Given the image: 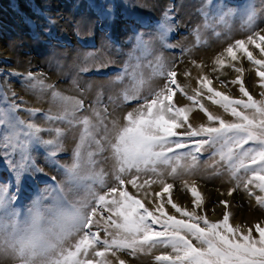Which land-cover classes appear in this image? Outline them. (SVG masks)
<instances>
[{"label":"snow or ice","instance_id":"1","mask_svg":"<svg viewBox=\"0 0 264 264\" xmlns=\"http://www.w3.org/2000/svg\"><path fill=\"white\" fill-rule=\"evenodd\" d=\"M204 7L200 11L207 16L209 13L204 11ZM214 8L221 21L236 14V10L227 3L217 4ZM98 14L110 24L115 20L113 5L101 9ZM175 15V5L165 9L163 23L160 25L161 39L173 29ZM256 19L254 6L247 5L243 10L242 20L250 34L246 39H238L224 49L214 62L218 68L214 66L212 69L215 72L225 67L233 68L238 75L229 83L238 85L239 92L247 99H233L210 87L211 82L207 76H202L198 81L200 87L209 94L207 98L213 104L221 106L237 122H227L213 115L203 104H199L195 96H188L194 104H199L200 111L207 116L209 122L208 125L193 126L189 121L188 108L173 104V85L176 90L183 91L178 84L176 71L172 68L166 69L161 62L162 58L157 57L152 77H163V85L158 90H152L147 97L130 95L125 89V101L143 99L144 103L124 117L127 121L125 125L112 122L115 135L110 143L116 161L113 172L116 182L109 185L103 170L81 175V145L78 144L73 152V164L59 165L65 169L66 179L56 185L54 190L57 194L51 197L52 205L41 207V201H37L20 221L15 219L18 215L15 211L8 213L12 219L7 223L0 218V254H8L18 259L19 264H98L95 258L106 257L110 250L113 256L117 251L125 250H129L130 255H135L138 249L154 248L157 244H163L166 248H171L172 254L158 255L155 260L166 264H264V222L254 225L258 238L253 235L252 229L241 232L239 225L233 227L229 224L231 213L228 211L227 201L220 202L225 206V212L223 218L214 223L206 216L179 207L169 197L167 203L184 218L177 219L176 216L166 213L162 204L155 209V212H159L157 216L125 188V185L131 184L133 188L142 189L149 183H155L156 181L149 180L140 183L139 174L148 171L156 173L158 165L169 163L168 153H172L174 149H185L191 142L196 153L204 151L205 145L217 148L213 155L219 156L226 165L230 178L237 181L236 189L242 186L252 195L249 185L254 184L255 188L264 193V99L257 101L253 98L242 78L245 69L231 63L239 59L237 52L242 53L256 67L255 76L260 80L259 87L264 88V59H257L249 49L251 45L264 56V29L255 30ZM48 23L55 24V21L49 19ZM203 27H207V24ZM193 31L199 39L200 29ZM45 32L51 34L49 29H45ZM136 40L138 47L147 50V42L143 40L142 34L136 33ZM149 67H152L151 62ZM140 68L139 63L133 65L126 62L115 80L121 81L127 75L136 84L143 85L145 80L138 71ZM81 71H87V68H82ZM8 75L19 78L25 87L35 88L37 77L30 72L24 75L13 71ZM38 82L43 91V82ZM220 83L224 85L225 82L221 80ZM47 89L51 90L52 102L60 111L53 114L49 109L43 114V120L48 123L60 121L67 122L70 126H80L81 142L86 139L95 140L94 131L104 122L105 116L93 109L97 123H93L88 116L77 117L76 112L84 107L81 100L64 96L51 85ZM200 94L198 89L197 95ZM261 95L264 96V93ZM2 98L5 102L9 100L6 94H2ZM19 110L20 105L15 100L7 103V107L0 108V125L4 126V131L0 133V160L11 165L17 186L26 176L43 171L33 162L32 149L35 146L43 147L47 159L55 164L65 135L60 127L44 128L34 119H20L17 115ZM248 110L252 111L249 113ZM25 111L30 118H34L39 110L27 108ZM213 124L218 126H211ZM104 131L107 133L109 130L105 127ZM44 132L49 133L52 138L44 140L41 135ZM95 142L97 145L101 143L100 140ZM89 158L91 163H95L94 153H89ZM192 159L195 160V156ZM241 172L245 176L251 173L252 176L242 178ZM161 183L163 193H170L173 184L163 181ZM96 185L106 191H98ZM234 190H230L229 195ZM6 191L7 185H0V207L8 203L3 195ZM188 191L193 197L194 205L199 207L202 199L200 192L195 186L188 188ZM155 196L160 197L161 192H156ZM256 202L259 207L264 208V196H257ZM156 224L163 230H153L151 225ZM93 228L97 231H93ZM72 237L78 239L71 248H65L66 241ZM193 241L200 246H194ZM99 264L110 262L105 258ZM116 264H125V261L117 260Z\"/></svg>","mask_w":264,"mask_h":264},{"label":"rangeland","instance_id":"2","mask_svg":"<svg viewBox=\"0 0 264 264\" xmlns=\"http://www.w3.org/2000/svg\"><path fill=\"white\" fill-rule=\"evenodd\" d=\"M43 1L44 0H0V31L2 32V29H6L10 34L7 38L4 35L0 34V46H3V49H5V46L8 45L7 43L14 40V37L20 36L18 44H16L18 53L26 59L28 57L31 60L35 57L44 60L43 64H45L46 62V66L44 65V68L41 67L39 65L41 63H39L35 68L28 67L26 69V72L21 74L26 75L29 72L32 73L37 77V83H39L38 81H42L46 86L45 88H47V85L44 82H50L51 80L50 74L52 73V70H50L49 68L52 67L54 69L60 70L63 68V63L65 64L67 73H75L77 76H79L78 78H80V82H83V79L91 80L92 78L102 81V83H100V87L103 90L99 91L100 101L98 103L96 101L92 102L91 100L89 101V103L82 101L84 104L83 109H80L76 112V115L82 114L83 112L89 110L92 105H97V108L100 109V113L105 116L104 122L100 124V127L97 128V130H95L94 135L97 140H100L101 126H108L110 115H112L111 113L113 110L119 111V113L120 111H122L123 117H125L128 113L133 112V110L135 109H138L140 105L144 103L143 99L125 101L123 99V92L125 89L129 91L130 95H139L141 97L149 96L150 92L153 90H144V84H136V82H134L127 75L121 81L115 80L117 74L124 69L126 62L135 65L140 59H143L146 63L145 68H149L151 60L142 55L138 56V52H141L143 50V47L137 46L136 33L142 34L143 40L146 41L149 45L150 55L155 50L156 57H162L161 62L165 65L166 69L172 68L174 71H176L178 84L181 88L183 87L182 89L184 90L182 92L178 91L176 90V86L173 85V104L177 107H181L178 103V99L182 100L188 105L187 106L183 103L185 107H190L189 111L194 112V114L196 113L195 115H198L200 117L201 121L195 119L196 122L195 120L189 119L192 125L195 123L194 126L199 127L200 125L205 123V121L206 123L204 125L209 124L207 116L200 111L199 104H203L204 107L208 109V111H210L213 115L215 112H217L218 114H216V116L223 118L227 122H237L235 118L232 117L229 113L225 112L221 106L213 104L212 101L207 98L209 95L207 91L202 89L200 87V84L198 83L202 76H208L211 82L210 87H213L217 91L229 95L233 99L243 98L246 100L247 98L243 97L239 92V86L229 83V81L235 79V77L238 75L234 71V69L230 67H225L224 70L220 69L217 71V73L220 72L223 74L227 70V72L230 71V73L232 74L226 72L225 75H220V73H216L218 76L215 74V77L214 75L212 76V73H215L212 68L206 69V71H208V75H206V73H202L201 76V73H198L200 75L199 76L198 74L193 75L194 73H192L190 69L188 70V74L190 72L191 74L188 75L186 69H183V66L185 65L184 62L194 59L192 58L193 56L190 57V59L188 55L195 54L196 60L197 58H199V68L203 66L202 68L205 69L207 67V64L203 63L204 56L197 53L210 51L214 44L222 42L224 40V37H222V35L226 28L225 25H230L231 31L237 30L239 27L241 28V30L239 29V32L250 33L245 30V27L243 26L244 21L241 20L242 18L238 17V13H243V10L249 4L254 6L256 14H259L258 17L260 16L259 18H257L258 20L260 19L259 22L256 19L255 30L259 31L260 29L264 28V16H262L263 19L261 17V12L264 8V0H200V2L198 1V3H200L199 7H196L194 10L195 18H193V20L195 21L198 19V22H193L190 17H187L185 15V12L183 10L184 2L180 0H162V3H160L161 5L159 6L157 5V3L153 2L157 5L153 7L151 6L152 8L156 9L154 12H151L150 10L145 11L143 9H137L134 4L135 2H132L131 0H47L48 5L46 1ZM155 1L157 2V0ZM225 3L230 4L236 10V14L228 17L224 21H221L215 13L214 6L217 4L223 5ZM109 5L114 6L115 13V20L111 24L108 20L101 19L100 15L98 14L101 9L107 8ZM170 5H175L176 8L175 24L173 25V29L169 31L163 39H161L162 29L160 25L161 23H163V13L165 9ZM205 5H207V7H204ZM202 7H204V11H207L209 13L207 16H204L203 12L200 11ZM49 19L54 20L55 24L50 25L48 23ZM137 21H140V23H137ZM86 23L88 25H86ZM205 23L207 24V27H203ZM242 26L244 28H242ZM197 28L200 29L199 39H197V36L193 31ZM45 29H49L51 34L49 35L48 33H46ZM17 31H19V33H17ZM74 38L76 39L77 43L72 40ZM226 38L229 37L226 36ZM168 45H174L175 47H170ZM25 47H28V49L24 50L23 48ZM252 47L253 46L250 45L249 49L253 52V55L257 59H264V56L260 55L259 50L255 49V51ZM192 49L195 52H192ZM201 50L202 52H200ZM74 51H77V53L73 54ZM89 53H92L93 55H89ZM12 54L15 55L17 53L12 52ZM54 54H59L61 56H55ZM240 54L242 55L240 62L241 65H237L236 63L234 64H236L237 67L240 66L247 69V71H244L242 76L246 89L257 101L264 99V96L261 95V93H264V88L259 87L260 80L255 76L256 67L249 63L247 59L243 57L242 53ZM186 56L188 59L186 58ZM68 62H70V64H68ZM12 63L13 62L11 61L4 62L0 57V108L7 107V103L15 100V102L20 105V110L17 113L20 119L25 121L34 119L39 126L45 128V123L48 122L43 120V114L46 113V111L40 108H31V106L29 107L27 106V104H25L24 99L19 98L21 93L18 94L17 92H19V89L22 90V88H25V86L19 78L8 75L11 72L6 70L7 67L13 68V71H18V73L21 72V67H17ZM155 63H152V67H154ZM101 64L105 66L101 67ZM181 64L184 65H182L181 67ZM82 68H87V71H81ZM138 71L142 73L141 68ZM234 74L237 75L235 76ZM190 77H192L194 82ZM155 78H159V87H161L164 83V78L160 76H155ZM211 78L214 79L212 80ZM221 80H225L224 85L220 83ZM66 81V78L59 77L49 85L53 86V88L55 89L57 84H64ZM79 81H75L76 84L71 83L69 85H71L70 87L76 92L82 93L84 87H80ZM186 81L188 84L186 83ZM188 85L189 87H187ZM246 85H250L248 87L251 88L249 89ZM184 86L186 89L184 88ZM192 86L194 87L193 91ZM107 88L112 89V93L108 96V92H106L108 91ZM113 88H115V90ZM30 89L31 88H27L24 90L28 91ZM198 89L201 93L200 95H197ZM188 90L191 93L188 92ZM13 93H15V96H13ZM2 94H6L9 97L8 102L3 101ZM106 96L108 97V99L106 98ZM188 96H195L199 101V104H194L193 101L187 98ZM27 108L38 109L39 111L34 118H30L28 113L25 111V109ZM248 111L250 113L252 110ZM211 126L218 125L213 124ZM3 131L4 126L0 125V133H2ZM41 135L44 140H48L45 138L47 135H45L44 133H42ZM245 147H247V145H245ZM214 151H217L216 147L212 145H205L204 151L196 153L194 151L192 143L189 142L188 146L185 149H174L172 153H168L167 155L169 156V163L158 165L156 173H153L151 171H148L146 173L141 172L139 174L140 183H143L144 179L149 180L150 182L156 180L155 183H159L160 181H164L165 179L169 178L170 181H168V183L173 184V190H171V193H165L164 195H161L160 198L155 196L156 192L154 193V195L150 193L148 197L145 195L147 198H151V204L153 205V208L149 210L155 212L156 207L161 203L164 209L166 208V213L176 216L177 219H184L179 215V213H176L175 210L172 209L171 205L167 203V200L170 197L173 202H176L179 207H181L183 204L181 208L185 207L184 209H187L188 211L199 212L197 213V215L206 216L210 222L215 223L216 221L219 222L223 218L225 206L220 202L225 200L229 202L228 211L231 213L229 224L233 227L239 225L241 228V232H247L249 229H252L253 235L258 238V233L255 232L254 225L258 222H264V208L258 206L256 197L264 196V193H261L259 189L255 188L254 184L249 185V189L251 190L252 195H249L248 191H245L242 186L239 189H236L237 181H234L230 178L226 169V165L223 161L220 160L218 155H213ZM70 155L71 151H59L57 153L56 163L54 164L47 159V154L43 147L35 146L32 149L33 162L35 163L36 167L43 169V171L34 173L31 176H26L24 179H22L19 186L16 185L11 165H9L4 160H0V185H7L8 188V191L4 192L3 194L8 203L4 207H0V218H3L5 223H7L10 219H12V217H10L8 213L15 211L16 213H18L15 219L20 221L25 218V216L29 212V209L32 208L37 201H41V207L52 205L53 200L51 199V197L57 194L54 190L56 188V185H58L62 181H65L66 179L65 169L59 167V165L71 166L73 162L70 158ZM97 155H99V152L94 153V158L98 157L99 159L101 157L103 159H100L99 163H96L94 166L93 164H91V166L87 165V163L89 162L88 161L84 167L85 174L81 175H88L93 171L100 172L101 170H103L106 182L109 185L114 184L116 181L113 178V172L114 167L116 166V161L112 160L109 155H106V149L102 144H100V157ZM193 156H195V160L192 159ZM96 165H99V170L96 169ZM173 169H175V172H173ZM80 170L81 169L79 168V171ZM134 171L135 170H133V172ZM186 171L188 172V174ZM203 173H209L208 176L205 177V179L202 175ZM125 175L127 176L128 174ZM240 175L242 178H248L252 176L251 173H248L247 176H245L243 172H241ZM215 180L216 183L214 182ZM219 180H221L222 183L220 182L219 184ZM90 182L91 181H89V183ZM151 185L152 183L146 185V188H148L149 191L151 190ZM192 186L197 187V190L200 192V194H202L200 204L202 207L199 206L200 208L198 207V209H195L197 207L193 203V197L187 190ZM96 187L98 191H106V189H100L99 185H96ZM125 188L131 195L135 196V188H133L131 184L125 185ZM203 189L208 191L209 195L206 198V195H204L202 192ZM233 189L235 190L232 191L231 195H229V191ZM178 191H182L181 194ZM176 193H178L179 195ZM224 193H226V195ZM219 194L222 195V198ZM81 195H83V193H81ZM175 195L181 197V201L175 199ZM13 197H15L14 199L18 200V205L13 204ZM135 197L137 199H140L145 207L148 208V206H146V202H144L142 197L138 195H136ZM239 199L242 200L240 201ZM217 203L220 205L219 209ZM232 204L233 207L235 206L236 208H233ZM212 206L214 208H212ZM193 208L195 210H193ZM246 208L250 210L248 211ZM212 212L215 214V216H217L215 217L216 219L213 218L214 214ZM234 212L236 215L234 214ZM155 214L159 216V212H155ZM210 214L211 216H209ZM105 215H107V213H105ZM233 215H235V219ZM255 215H257L258 217ZM238 217H240V219ZM244 217L246 221H243ZM249 219H252V221H250ZM240 223H243V226ZM151 227L155 231L163 230L159 224L151 225ZM93 231H97V229L93 228ZM101 238H103V233H101ZM75 240V237H72L68 241H66L67 248H71L75 243ZM193 243L194 246H200L198 242L193 241ZM162 254L171 255V248H166L163 244H157L154 248L145 247L143 250L138 249L135 255H130L129 250H125L117 251L115 256L112 255V252L110 250L107 253L106 257H99L95 259L98 261V264L105 258H107V260L111 262L110 264H116L117 260H123L125 261V264H166V262H157L155 260L156 256ZM0 264H19V260L9 259L4 254H0Z\"/></svg>","mask_w":264,"mask_h":264},{"label":"bare ground","instance_id":"3","mask_svg":"<svg viewBox=\"0 0 264 264\" xmlns=\"http://www.w3.org/2000/svg\"><path fill=\"white\" fill-rule=\"evenodd\" d=\"M42 1V0H41ZM46 1V3H47V5H48V2H47V0H44L43 2H45ZM49 1V0H48ZM54 1V0H53ZM57 1V0H56ZM132 2H135L134 4H135V6L137 7V9H143V10H145V11H147V10H150L151 12H154L156 9H154V8H152L153 6H159V5H161L160 3H162V0H157V2L155 1V0H152V1H150V0H131ZM180 1H182V2H184V12H185V15L187 16V17H190L191 19H192V21L193 22H198V19L195 21V20H193V18H195V14H194V10H195V8L196 7H199V5H200V3H198V1L200 2V0H180ZM153 2H155V3H157V5L155 4V3H153ZM54 3V2H53ZM58 4V3H57ZM42 6H44V5H42ZM134 6V7H135ZM152 6V7H151ZM162 7V6H161ZM66 9V8H65ZM262 9V8H261ZM260 9V10H261ZM180 10V9H179ZM260 10H259V12H260ZM181 11V10H180ZM179 12V11H178ZM197 12V11H196ZM259 12H257V13H259ZM259 15V14H258ZM258 15H257V18H259L258 17ZM262 16H264V8H263V10H262V12H261V17ZM238 17H241L242 18V13H238ZM262 19H263V17H262ZM261 19V20H262ZM235 20V19H234ZM242 20V19H241ZM240 20V21H241ZM260 20V19H259ZM259 20L257 19V21L259 22ZM86 22V21H85ZM90 22V21H89ZM185 22V21H184ZM88 23V22H87ZM86 23V25H88ZM91 23V22H90ZM240 23H243V22H240ZM264 24V23H263ZM3 25V24H2ZM244 25V24H243ZM264 26V25H263ZM225 31H224V33H223V35H222V37H224V40L222 41V42H219V43H216V44H214L213 46H212V48H211V50L210 51H207V52H204V53H197V54H200V55H202V56H204V62L203 63H206L207 64V67L206 66H204V67H206L205 69H203L202 67L201 68H199V62H198V59L199 58H197V60H196V58H195V54H189L188 56H189V58L190 57H192V58H194V59H191V60H188V61H186V62H184V64H181L180 66L182 67V65H184L183 66V69L185 68L186 69V71H187V74H188V70L190 69L191 71H192V73H194L193 75H195V74H198V73H201V76H202V73H206V75H208L207 74V72L208 71H206V69H209V68H212L213 69V67L215 66V67H217L218 68V66H216L215 64H214V62H215V60H216V58L217 57H220V55H221V53H223L224 52V49H226L230 44H233L236 40H238V39H246V37L250 34V33H242V32H239V29L241 30V28H239L238 27V31L237 30H232L231 31V29H230V25H225ZM2 28V27H1ZM242 28H244L243 26H242ZM260 28V27H259ZM258 29V28H257ZM262 29H264V28H262ZM3 31L1 32L0 31V34L1 35H4L6 38L10 35L9 34V31L7 32V30L6 29H2ZM245 30H246V28H245ZM247 31V30H246ZM17 33H19V31H17ZM11 36H13V35H11ZM226 36H228L229 38H226ZM20 36H18V37H14V40H12L11 42H9V43H7L8 45H6L5 47V49H3L4 47L3 46H0V57H1V60H3L4 62H9V61H11V62H13L12 64H14L15 66H17V67H21V72L20 73H25L26 72V69L28 68V67H30V68H35L36 67V65L37 64H39V63H41V64H39L41 67H43L44 68V65L46 66V62H45V64H43V62H44V60H42L41 58H32L31 60L27 57V59L26 58H23L22 57V55H20L19 53H18V48L16 47V44H18V40L20 39L19 38ZM5 38V39H6ZM184 38V37H183ZM70 40H71V38H70ZM73 41H75L76 43H77V41H76V39L74 38V39H72ZM186 40V39H185ZM22 42V41H21ZM189 42V41H188ZM3 44V43H2ZM26 46V45H25ZM249 47H250V45H249ZM252 48H254V47H252ZM24 50H26V49H28V47H25V48H23ZM157 50V49H156ZM254 50H255V48H254ZM192 52H195L193 49L191 50ZM256 51V50H255ZM12 52H14V53H17V54H15V55H13L12 54ZM200 52H202V50L200 51ZM77 53V51H74L73 52V54H76ZM189 53H191V52H189ZM55 55V54H54ZM144 56V57H147L148 59H150L151 60V62L152 63H155L156 62V51L154 50L153 52H152V54L150 55V53H149V45L147 44V50H145V48H143V50L141 51V52H138V56ZM167 55V54H166ZM226 55V54H225ZM241 54L239 53V52H237V56H238V60L237 61H232L231 63H236L237 65H241L240 64V62H241V57H242V55L240 56ZM55 56H61V55H55ZM184 56V55H183ZM16 57V58H15ZM33 57V56H32ZM153 57V58H152ZM197 57V56H196ZM199 57V56H198ZM162 58V57H161ZM186 58H187V56H186ZM188 59V58H187ZM154 61V62H153ZM199 61H201V60H199ZM203 61V60H202ZM137 63H139L140 65H141V69H142V73H143V78H144V80H145V83H144V90H150V89H153V90H156V89H158V87H159V78L157 79V78H155V77H152V68L153 67H149L148 69L147 68H145V61L143 60V59H140ZM226 63H227V61H226ZM68 64H70V62H68ZM201 64V63H200ZM236 64H235V66H236ZM205 65V64H204ZM155 66V65H154ZM179 66V67H180ZM240 67V66H239ZM248 68V67H247ZM50 70H52V73L50 74L51 76H50V78H51V80H50V82H44L47 86L51 83V82H53L54 80H57L59 77H63V78H66L67 79V81L64 83V84H57V86H56V88L54 89L55 91H58V92H60V93H62L64 96H67V97H74V98H76V99H79V100H81V101H85L86 103H89V101L91 100L92 102H94V101H100V90H103L101 87H100V83H102V81H100L99 79H91V80H84L83 79V82H80L79 80H80V78H78L79 76H77L75 73H70V74H68L67 73V69L65 68V64L63 63V68L62 69H54V68H52V67H50L49 68ZM230 69V68H229ZM245 69V68H244ZM6 70H8L9 72H13V68H9V67H7V69ZM224 70V69H223ZM246 71H247V69H245ZM233 71V70H232ZM16 72V71H15ZM18 72V71H17ZM224 72V71H223ZM226 72H227V70L225 71V73H223L224 75L226 74ZM234 72V71H233ZM217 71H215V73H212V76L214 75L215 77H216V75L217 74H219V73H217ZM227 73H229V74H232V73H230V71L229 72H227ZM182 74V73H181ZM184 74V73H183ZM191 74V72L188 74V75H190ZM216 74V75H215ZM222 73H220V75H221ZM222 74V75H223ZM199 75V74H198ZM205 75V74H204ZM235 76L237 75V74H234ZM249 75V74H248ZM200 76V75H199ZM218 76V75H217ZM184 77V76H183ZM187 77H189V76H187ZM208 77V76H207ZM231 77V76H230ZM232 77H233V75H232ZM186 78V77H185ZM184 78V79H185ZM191 78V80L193 81V79H192V77H190ZM245 78V77H244ZM251 78V77H250ZM179 79V78H178ZM212 80L214 79V78H211ZM222 79V78H221ZM225 79H226V77H225ZM228 79V78H227ZM231 79H233V78H231ZM131 80V79H130ZM199 80V79H198ZM216 80V79H215ZM218 80V79H217ZM252 80V79H251ZM250 80V81H251ZM75 81H79L80 82V87H84V89H83V92L82 93H78V92H76L74 89H72L70 86L71 85H69V84H71V83H74V84H76L75 83ZM189 81V80H188ZM225 81V80H224ZM248 81H249V79H248ZM194 82V81H193ZM35 83V88L33 89V88H31L30 90H28V91H25L24 89H27L28 87H25V88H22V90L21 89H19L18 91L19 92H17L18 94L19 93H21L20 94V96H19V98H22V99H24L25 100V104H27V106H31V108H40V109H44L46 112H48L49 111V109H51V112L53 113V114H55V113H57L58 111H60V108L56 105V104H54L53 102H52V97H51V90H47V88H45L46 86L44 85V90L42 91L41 90V88H40V83H37V82H34ZM184 83V82H183ZM186 83H187V81H186ZM192 83V82H191ZM196 83V82H195ZM194 83V84H195ZM228 83V82H227ZM250 83V82H249ZM188 84V83H187ZM248 84V83H247ZM182 85V84H181ZM190 85V84H189ZM189 85L187 86V87H189ZM193 85V84H192ZM196 85H198V84H196ZM252 85V84H251ZM130 86V85H129ZM186 86V85H185ZM185 86H184V88H185ZM247 87L248 86H250V85H246ZM191 87V86H190ZM193 87V86H192ZM229 87V86H228ZM227 87V88H228ZM142 88H143V86H142ZM183 88V87H182ZM249 89L251 88V87H248ZM108 89V91H106V92H108V94H107V96L108 95H110L111 93H112V89H109V88H107ZM114 90H115V88H113ZM186 89V88H185ZM191 89V88H190ZM193 89H194V87L192 88V91H193ZM14 90V89H13ZM113 90V91H114ZM184 90V89H183ZM186 91V90H185ZM13 92V91H12ZM119 92V91H118ZM188 92H190L189 90H188ZM145 93V92H144ZM191 93V92H190ZM106 96V98L108 99V97ZM115 98V97H114ZM113 98V99H114ZM178 103H179V105L181 106V107H185L184 106V104L185 105H187V103H184L182 100H179L178 99ZM184 103V104H183ZM183 104V105H182ZM188 106V105H187ZM186 108H188V107H186ZM190 108V107H189ZM189 108H188V110H189ZM93 109H95L96 111H98V112H100V109L99 108H97V105L96 106H91V108L89 109V110H87V111H85V112H83L82 114H78V115H76L77 117H82V116H88L89 118H91L92 120H93V123H97V120H96V117H95V115L93 114ZM214 112V111H213ZM112 115H110V121L108 122V126H106V127H109L108 128V132L106 133L105 131H104V128L105 127H103V126H101V129H100V141H101V143L100 144H102L104 147H105V149H106V155H109V157H111V159L112 160H114L115 161V159H114V153H113V150H112V147H110L111 146V141L112 140H114V135H115V133H114V130H113V124H112V122L113 121H116L117 122V124L118 125H120V126H123V125H125L126 123H127V121H124L125 119H124V117H123V114H122V111H120V113H119V111H116V110H113L112 111V113H111ZM122 114V115H121ZM196 114V113H195ZM194 114V112H191V111H189L188 112V117H189V119H191V120H195V119H198V121L200 120L201 121V119H200V117L198 116V115H195ZM216 114H218L217 112H215L214 113V115H216ZM223 117V116H222ZM118 118H119V121H118ZM195 122H196V120H195ZM204 122V121H203ZM51 123H52V125H51ZM51 123H45V128H55V127H60L61 129H63L64 130V132H65V135H64V137H63V139H62V145H63V147H62V150H68V151H71V155H70V158H71V160H72V162H73V152H74V149H76V147H77V145L78 144H80L81 145V147H80V161H79V165H80V171H79V173L80 174H85V172H84V167H85V164L87 163V165H89V166H91V164H93V166L97 163H99V161H100V159H103V158H101L100 157V144L99 145H97V143L95 142V140H97L96 138H95V140H93V139H86L85 141H83V142H81V139H80V135H81V132H82V127H80V126H75V125H72V126H70L67 122H60V121H53V122H51ZM198 123V122H197ZM202 123V122H201ZM205 123H206V121H205ZM205 123H203V124H205ZM49 124V125H48ZM195 124V123H194ZM194 124H193V126H194ZM199 124V123H198ZM208 124V123H207ZM199 126V125H198ZM42 127V126H41ZM99 127H100V125H99ZM95 130H97V129H95ZM94 133H95V131H94ZM44 134L45 135H47L45 138L46 139H51L52 138V136L49 134V133H47V132H44ZM94 137H95V135H94ZM96 152H99V155H97V156H99L100 158L98 159V157H95L94 158V161H95V163H91L90 162V159H89V153H96ZM113 155V156H112ZM103 162V161H102ZM96 169L97 170H99V165H96ZM168 170V169H167ZM163 171H165V170H163ZM169 171V170H168ZM167 172V171H166ZM170 172V171H169ZM187 172V171H186ZM169 174V173H168ZM187 174H188V172H187ZM208 174L209 173H203L202 175H203V177H204V179H205V177H207L208 176ZM180 175H182V174H180ZM151 177V176H150ZM155 178V177H154ZM190 178V177H189ZM141 179V178H140ZM153 179V178H152ZM183 179V178H182ZM198 179V178H197ZM206 179H208V178H206ZM145 180V179H144ZM155 180V179H154ZM162 180H164V179H162ZM166 180V181H165ZM164 181H165V183H168V181H170L169 180V178L168 179H165ZM175 180V179H174ZM195 180V179H194ZM156 181V180H155ZM163 181V182H164ZM181 181V180H180ZM196 181V180H195ZM194 181V182H195ZM159 182V181H158ZM215 183H216V180L214 181ZM219 182V184H220V182H221V180H219L218 181ZM217 182V183H218ZM184 183V182H183ZM193 183V182H192ZM222 183V182H221ZM193 185V184H192ZM210 185V184H209ZM150 186V185H149ZM195 186H198V185H195ZM204 186H206V185H204ZM162 187H163V185H162V183H161V181L159 182V183H152V185H151V190L149 191L148 190V188H146V185L144 186V188H142V189H139V188H135V190H134V194H135V196L136 195H138V196H140V197H142V199L144 200V202H146V206H148V208L149 209H152L153 208V205L151 204V198H147L149 195H150V193H152V195H154V193L155 192H161L162 194L161 195H164L165 193H163V191H162ZM231 187V186H230ZM185 188V187H184ZM197 188V187H196ZM206 188V187H205ZM199 189V188H198ZM201 189H202V187H201ZM211 189V188H210ZM227 189V188H226ZM226 189H225V191H226ZM228 189H230V188H228ZM232 189V188H231ZM132 190H133V188H132ZM173 190V189H172ZM188 190V189H187ZM200 190V189H199ZM7 191H8V188H7ZM202 191V190H201ZM179 192V191H178ZM182 192V191H181ZM181 192H179L180 194H181ZM203 194L204 195H206L205 196V198L209 195L208 194V191L207 190H204L203 189ZM201 192V193H202ZM211 192H213V191H211ZM220 192V191H219ZM170 193H171V190H170ZM169 193V194H170ZM173 193V192H172ZM235 193V192H234ZM174 194V193H173ZM176 194H178V193H176ZM225 195H226V193H224ZM147 197H146V196ZM179 195V194H178ZM203 195V196H204ZM220 195V194H219ZM218 195V196H219ZM214 196V195H213ZM215 196H216V194H215ZM221 196V198H222V195H220ZM150 197H152V196H150ZM173 197V196H172ZM175 197V199H177L178 201H181V197H179V196H174ZM211 197V196H210ZM160 198V197H159ZM186 198V197H185ZM201 198H202V194H201ZM226 198V197H225ZM224 198V199H225ZM229 198V197H228ZM233 198V197H232ZM219 199V198H218ZM224 199H222V200H224ZM51 200V199H50ZM233 200V199H232ZM232 200H230V201H232ZM240 200V199H239ZM242 200V199H241ZM240 200V201H241ZM244 200H245V198H244ZM52 201V200H51ZM165 201V200H164ZM163 201V202H164ZM206 201V200H205ZM225 201V200H224ZM185 202V201H184ZM183 202V203H184ZM188 202V201H187ZM186 202V203H187ZM176 203V202H175ZM178 203H180V202H178ZM229 203V202H228ZM13 204H16V205H18V200L17 199H14L13 200ZM161 204V203H160ZM165 204V203H164ZM191 204V203H190ZM218 204V203H217ZM231 204V203H230ZM180 205V204H179ZM155 206H157V205H155ZM182 206H183V204H182ZM181 206V207H182ZM201 206V205H200ZM207 206V205H206ZM219 204H218V209H219ZM170 207V206H169ZM202 207V206H201ZM210 207V206H209ZM232 207H233V204H232ZM235 207V206H234ZM233 207V208H234ZM185 208V207H184ZM200 208V207H199ZM212 208H214L213 206H212ZM221 208V207H220ZM236 208V207H235ZM250 208V207H249ZM166 209V208H165ZM195 209H198V207L197 208H195ZM194 208H193V210H195ZM247 209V208H246ZM201 210V209H200ZM208 210H209V208H208ZM231 210V209H230ZM238 210V209H237ZM248 210V209H247ZM250 210V209H249ZM248 210V211H249ZM211 211V210H210ZM224 211V210H223ZM234 211V210H233ZM168 212V211H167ZM220 212V211H219ZM237 212V211H236ZM238 212H240V211H238ZM196 213H199V212H196ZM205 213V212H204ZM208 213V212H207ZM213 213V212H212ZM215 213H216V210H215ZM246 213V212H245ZM214 214V213H213ZM219 214V213H218ZM234 214H235V212H234ZM240 214V213H239ZM220 215V214H219ZM236 215V214H235ZM235 215H233L234 216V219H235ZM242 215V214H241ZM209 216H211V214L209 215ZM246 216V215H245ZM255 216H257V215H255ZM215 217H217V216H215V214L213 215V218L214 219H216ZM242 217V216H241ZM250 217H251V213H250ZM258 217V216H257ZM209 218V217H208ZM211 218V217H210ZM239 219H240V217H238ZM237 219V218H236ZM232 220V219H231ZM250 221H252V219H249ZM254 220H255V218H254ZM242 221V220H241ZM240 221V222H241ZM243 221H246V219H245V217H244V220ZM217 222V221H216ZM237 223V222H236ZM247 223V222H246ZM241 224V223H240ZM243 224V223H242ZM241 224V225H242ZM248 224V223H247ZM246 224V225H247ZM251 224V223H250ZM243 226V225H242ZM244 228V227H243ZM75 239H78V237H75ZM65 248H67V242L65 243ZM5 256H7L9 259H14L12 256H10V255H8V254H4ZM1 256H3V255H1ZM120 257V256H119ZM125 257V256H124ZM123 257V258H124ZM113 259V258H112ZM127 261V260H126ZM16 262V261H15ZM128 262H130V261H128ZM111 263V262H110ZM132 263V262H131ZM133 264V263H132Z\"/></svg>","mask_w":264,"mask_h":264}]
</instances>
